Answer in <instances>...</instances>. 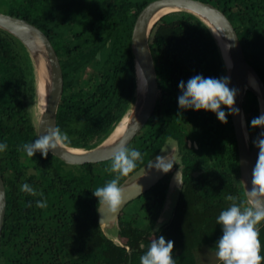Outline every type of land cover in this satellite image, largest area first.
Here are the masks:
<instances>
[{
	"label": "trees",
	"instance_id": "1",
	"mask_svg": "<svg viewBox=\"0 0 264 264\" xmlns=\"http://www.w3.org/2000/svg\"><path fill=\"white\" fill-rule=\"evenodd\" d=\"M152 1L0 0L1 13L35 25L57 54L63 92L56 126L70 138L66 147L95 148L130 111L136 83L131 33L138 14ZM199 1L226 16L245 60L264 85V0ZM160 28L165 29L158 33ZM149 46L158 98L151 118L128 144L143 157L128 177L175 141L182 187L170 219L158 231L154 227L171 173L136 199V212L121 211L113 238L98 224V199L93 195L114 178L104 171L110 160L68 165L50 153L45 158L36 152L30 158L22 151L24 143L37 139L29 111L35 69L23 44L0 28V143L8 145L0 152L6 195L0 264H140L150 242L161 235L174 242L176 264H197L196 253L205 248L216 252L222 236L217 217L231 203L226 197L244 198L233 125L230 115L224 124L211 111L180 109L178 85L195 75L226 77L224 62L210 29L183 11L170 12L155 23ZM243 113L251 146L257 129L251 121L259 116V105L250 92ZM23 183L43 192L47 208L35 206L40 197L20 191ZM29 201L32 207H27ZM259 227L264 255V222Z\"/></svg>",
	"mask_w": 264,
	"mask_h": 264
},
{
	"label": "water",
	"instance_id": "2",
	"mask_svg": "<svg viewBox=\"0 0 264 264\" xmlns=\"http://www.w3.org/2000/svg\"><path fill=\"white\" fill-rule=\"evenodd\" d=\"M165 10L166 12L159 15ZM177 11L194 15L210 29L221 53L226 77L230 78L228 86L230 89L237 90L234 107L239 109V115H230V118L238 149L240 183L244 192L241 180L250 189L251 172L257 161L259 149L254 143L251 146L249 144L243 103L247 92H250L258 101L259 115L264 113V85L255 70L245 60L237 34L226 16L211 4L199 0H154L138 14L131 33L136 82L135 97L128 115L129 122L125 124L120 135L112 142H106L107 137L91 150L76 153L72 151L73 149L64 146L61 149L57 148L55 155L52 150L49 153L68 165L94 164L110 160L112 147L121 139H126L128 144L134 139L151 118L158 98L157 75L149 46L151 30L162 16ZM0 28L23 44L33 61L39 87L41 83H44L45 98L44 100L41 98V111L36 124L38 138L40 135L46 134L48 127L56 126V115L63 92V75L57 54L47 36L35 25L23 19L0 12ZM41 63L43 64L42 71L39 70ZM250 79L254 81L256 88L250 85ZM136 121L139 122V126ZM262 132H264V127H257L254 140L260 137ZM166 154H172L174 167L180 159L175 141L161 149L156 156ZM155 157L121 184L126 188V200L117 212L111 213L106 209L98 210L97 208L98 224L104 233L117 230V220L124 207L149 191L171 172L173 167L167 173L154 168L149 169L148 166L155 160ZM182 169L183 166L179 165L169 180L165 200L154 230L170 219L182 187ZM5 210L6 195L0 175V235Z\"/></svg>",
	"mask_w": 264,
	"mask_h": 264
},
{
	"label": "clouds",
	"instance_id": "3",
	"mask_svg": "<svg viewBox=\"0 0 264 264\" xmlns=\"http://www.w3.org/2000/svg\"><path fill=\"white\" fill-rule=\"evenodd\" d=\"M229 83V77L205 78L202 75H195L186 83L180 81L179 108L211 111L217 115L221 123L227 124L228 115H239V109L234 107L237 90L230 89ZM222 105L229 110L227 113L222 110ZM128 122V118L125 117L124 123ZM136 124L139 126L138 121ZM251 126L264 127V113L253 118ZM70 143L67 133L62 132L58 126H53L48 127L46 134L40 135L34 142L24 143L22 151L30 158L36 152H40L47 158L50 150L55 155L57 148L61 149ZM253 143L259 152L251 172V187L249 189L241 180L244 198L227 196L226 199L231 203L217 217V224L222 226V236L215 245V255L220 264H262L264 262L259 227L264 222V132ZM7 147L6 142L0 143V152H4ZM137 162H143L140 151L128 147L126 139L115 143L111 150L110 164L104 169L106 173L114 174V178L93 190V195L98 199V210L103 208L107 212L115 213L125 204L126 188L121 185V180L134 172ZM173 165L172 154H166L156 156L148 167L167 173ZM20 191L31 197H40L35 200V206L40 209L47 208V200L43 192L37 191L29 183H23ZM32 206L33 202L29 201L27 207ZM173 249L174 242L166 240L161 235L150 242L149 247L139 258L140 264H176Z\"/></svg>",
	"mask_w": 264,
	"mask_h": 264
},
{
	"label": "rangeland",
	"instance_id": "4",
	"mask_svg": "<svg viewBox=\"0 0 264 264\" xmlns=\"http://www.w3.org/2000/svg\"><path fill=\"white\" fill-rule=\"evenodd\" d=\"M163 29H165V28L158 29L157 30L158 33L162 32ZM29 111H30V114L32 116V119H33L34 123L37 124L38 118L40 116V111H41V100H40V92H39V81H38L36 73H35V95H34V98H33L32 102H31V104L29 105ZM171 142L172 141H169L168 143H166L163 148H166L168 145L171 144ZM138 203H139V200H134V201L130 202L124 208L123 211L124 212H130V213L136 212L137 209H139ZM106 234L109 235L110 237L114 238L115 235H116V230L113 231V232H107ZM215 253L216 252L210 251L207 248H205V249L201 250L200 252L196 253V255H197V264H218L219 261L217 260Z\"/></svg>",
	"mask_w": 264,
	"mask_h": 264
},
{
	"label": "bare ground",
	"instance_id": "5",
	"mask_svg": "<svg viewBox=\"0 0 264 264\" xmlns=\"http://www.w3.org/2000/svg\"><path fill=\"white\" fill-rule=\"evenodd\" d=\"M165 11H162L159 15H162ZM40 71L43 70V64L41 63L40 64V67H39ZM250 85L254 88H256V84L254 83V81L252 79H250L249 81ZM44 83H41L40 84V87H39V92H40V100L41 98L44 100L45 98V90H44ZM128 115H129V112L125 115V117L128 118ZM124 117V118H125ZM124 118L121 120V122L116 126V128L114 129V131L108 136L107 138V141L106 142H112L113 140H115L116 137H118L120 135V133L122 132L124 126L126 123H124ZM70 149H73L72 151L73 152H76V153H79V152H83L84 150L83 149H75V148H70Z\"/></svg>",
	"mask_w": 264,
	"mask_h": 264
},
{
	"label": "flooded vegetation",
	"instance_id": "6",
	"mask_svg": "<svg viewBox=\"0 0 264 264\" xmlns=\"http://www.w3.org/2000/svg\"><path fill=\"white\" fill-rule=\"evenodd\" d=\"M179 161L180 160H178L177 162H176V164H175V166L173 167V169L171 170V174H170V178H171V176H172V174H173V172L176 170V168L178 167L177 165L179 164ZM170 180V179H169Z\"/></svg>",
	"mask_w": 264,
	"mask_h": 264
}]
</instances>
